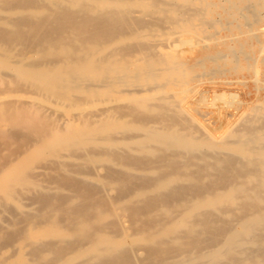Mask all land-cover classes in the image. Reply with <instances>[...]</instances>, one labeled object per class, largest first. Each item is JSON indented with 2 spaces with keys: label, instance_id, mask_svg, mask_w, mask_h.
Returning a JSON list of instances; mask_svg holds the SVG:
<instances>
[{
  "label": "bare ground",
  "instance_id": "bare-ground-1",
  "mask_svg": "<svg viewBox=\"0 0 264 264\" xmlns=\"http://www.w3.org/2000/svg\"><path fill=\"white\" fill-rule=\"evenodd\" d=\"M263 26L264 0H0V264H264ZM216 75L262 92L220 134Z\"/></svg>",
  "mask_w": 264,
  "mask_h": 264
},
{
  "label": "rangeland",
  "instance_id": "rangeland-1",
  "mask_svg": "<svg viewBox=\"0 0 264 264\" xmlns=\"http://www.w3.org/2000/svg\"><path fill=\"white\" fill-rule=\"evenodd\" d=\"M177 35L178 39L189 36L183 35L182 33H175L176 38ZM180 47L188 48V45L184 44L180 45ZM197 88L204 94L205 98L203 101H199L198 118L210 129L214 128L217 134H220L224 130V125H226V122L221 118L223 112L228 111L230 114L228 117L229 122H233L247 109L248 104L262 93L255 89L254 82L248 75L246 77L244 75L208 76L198 82ZM217 94H221V98L217 97V99L215 97ZM217 102H221L222 106L221 103L219 105Z\"/></svg>",
  "mask_w": 264,
  "mask_h": 264
}]
</instances>
